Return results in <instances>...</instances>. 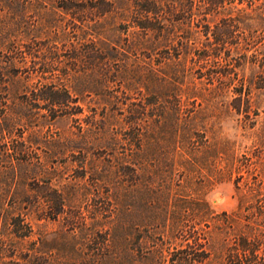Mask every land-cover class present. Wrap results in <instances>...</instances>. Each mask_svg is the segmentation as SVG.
<instances>
[{
	"label": "trees",
	"instance_id": "obj_1",
	"mask_svg": "<svg viewBox=\"0 0 264 264\" xmlns=\"http://www.w3.org/2000/svg\"><path fill=\"white\" fill-rule=\"evenodd\" d=\"M232 106L264 110V0H0V264H264V118L238 153Z\"/></svg>",
	"mask_w": 264,
	"mask_h": 264
},
{
	"label": "rangeland",
	"instance_id": "obj_2",
	"mask_svg": "<svg viewBox=\"0 0 264 264\" xmlns=\"http://www.w3.org/2000/svg\"><path fill=\"white\" fill-rule=\"evenodd\" d=\"M55 4V3H54ZM47 7H53L52 4H47ZM58 8V7H57ZM56 9V8H55ZM21 61L18 62L17 66H20ZM17 75L23 77L26 75L27 71L23 66H21L20 71H15ZM227 101H231L230 98H227ZM231 103L233 104H238L234 103L232 101ZM254 106L252 107V109ZM260 111L257 115H255L253 112L254 110L250 111V115L253 116L254 118H257L256 123L252 121L251 118L245 119L243 117V113L237 112L235 107H231L230 112L222 114V119H221V128L223 134L234 140V146L235 149L237 150L238 153L242 152H248L249 150H252L254 147V134L255 132L260 129L262 126L261 122L263 121L264 118V110L263 107L259 108ZM246 120V124L244 125V120ZM82 118H79L81 120ZM78 119H69L67 117H57L54 120H52V125L50 126V130H48L51 134H58V133H68L70 130H73L74 124H76ZM252 121V122H250ZM22 128L19 127L18 131H21ZM27 130L24 131V133ZM42 146V145H41ZM35 155L33 156V159H36V157L43 158L44 156V151L43 148L40 147H35ZM60 157L53 158L51 163H59ZM26 182V186L28 188L29 193L34 194V193H41L42 192V187H37V184H42L44 181V178L42 175L38 173H31L28 175ZM73 174L71 172H66L64 174L63 179L60 181L62 182H71L73 181ZM205 197L209 201L210 205L212 208L216 211H221V210H233L236 208L237 205V194L235 191L234 187V182L232 178H225L221 181L215 182L211 187H209L206 192H205ZM85 210V209H84ZM86 212V211H84ZM67 219H65L62 215L60 218L56 221H49L45 228L46 230L49 231H55L58 229H63L70 231L71 227L70 225H67L66 222ZM33 234L30 236V239H34L37 236V227H34ZM47 239H50V237H47Z\"/></svg>",
	"mask_w": 264,
	"mask_h": 264
}]
</instances>
